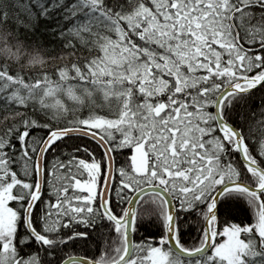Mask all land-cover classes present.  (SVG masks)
<instances>
[{"label":"snow or ice","instance_id":"obj_1","mask_svg":"<svg viewBox=\"0 0 264 264\" xmlns=\"http://www.w3.org/2000/svg\"><path fill=\"white\" fill-rule=\"evenodd\" d=\"M0 40V264H264V0H0Z\"/></svg>","mask_w":264,"mask_h":264},{"label":"trees","instance_id":"obj_2","mask_svg":"<svg viewBox=\"0 0 264 264\" xmlns=\"http://www.w3.org/2000/svg\"><path fill=\"white\" fill-rule=\"evenodd\" d=\"M1 41V40H0ZM6 47H7V45H5ZM3 51H6V48H4V50H0V56H7V55H9V53L6 51V52H3ZM12 56H13V59L16 61V66L18 67V68H24V69H29V68H31L32 67V65H31V63L30 62H28V61H25L24 62V64L26 65V63H28L27 64V66H22L21 64L22 63H20L19 62V59H16L17 57L15 56V54L13 53L12 54ZM142 232H143V229L141 230Z\"/></svg>","mask_w":264,"mask_h":264},{"label":"rangeland","instance_id":"obj_3","mask_svg":"<svg viewBox=\"0 0 264 264\" xmlns=\"http://www.w3.org/2000/svg\"><path fill=\"white\" fill-rule=\"evenodd\" d=\"M0 44H3V41H2V40L0 41ZM4 48H7V47L4 46ZM4 48H0V50L2 51V50H4ZM3 52H6V51H3ZM16 59H18V58H16ZM27 64H28V63H26V65H25L24 63H22L21 65H22V66H27Z\"/></svg>","mask_w":264,"mask_h":264}]
</instances>
